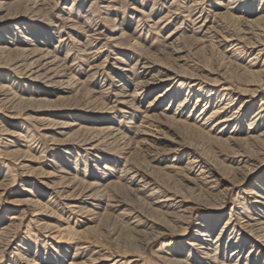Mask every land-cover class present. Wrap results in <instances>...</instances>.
I'll return each instance as SVG.
<instances>
[{"label": "rangeland", "instance_id": "obj_1", "mask_svg": "<svg viewBox=\"0 0 264 264\" xmlns=\"http://www.w3.org/2000/svg\"><path fill=\"white\" fill-rule=\"evenodd\" d=\"M40 1L44 3L42 4V6L44 5L43 11L50 18L59 14V12L61 13L59 7L62 8L63 6L70 8L74 13L75 7L79 2V0H65L58 6L57 3H55L56 0H50L48 3H45L44 0ZM196 1L199 2L198 5H194ZM196 1L117 0L116 6L119 7V10L111 12L110 14H106L99 7V5L102 4L101 0H84L80 1V3L83 2L81 5L82 10L87 8L92 2L94 3L92 6L93 11L91 12L93 15L91 14L89 22V25L92 27H96L93 26V24L97 23L98 25L100 24L102 29H108L111 26V23L109 22L111 21V17H114L118 12L117 17L126 21L129 26L126 29L127 32H134V40L138 42V47H144L146 50L150 51L151 54H157L158 56L165 54L166 57L165 55L159 57H161L165 64L169 65L173 71L176 70V73L181 75H196L210 83L219 84L218 89L223 88L224 86L226 87V85H229L230 83L235 84L237 88L239 87L238 89L240 91L230 94V98L233 101L232 110L239 107L242 99L252 96L250 98L251 107L246 113L244 120L239 126H236V128L250 130L249 128L251 126H254V124L257 125L258 123V127H264V103H260V101L264 102V71L257 74H249L247 72V70L252 69L254 65L257 69L264 70V0H242L239 4L240 9L249 11L246 14L242 11L245 19H257L255 22H250L251 25L247 24L249 22H243V20L236 21L227 16L226 18L215 17L213 14L214 12L224 10L220 5L216 4L219 0ZM222 2L225 3L227 0H222ZM11 5L22 9L28 4L27 2L19 1L14 2ZM197 6L204 7L207 15L206 26H211V35H208L206 46L196 43L199 42L197 39L204 37L202 33L196 31V26L200 24V22H196L198 19H194L197 14L196 11L200 10ZM235 13L239 14L237 12ZM24 16L25 17H23L22 20L26 23V19H32L28 14H24ZM150 20H153V22ZM29 22L30 21H28V23ZM54 24L57 26H53L49 23L47 24V20L45 19L40 23L43 28L53 32L51 33L53 38L49 44V48L51 50L55 49V53L60 57L63 56L65 52L71 53L69 54L70 57H68L66 63L70 66V73L77 79L84 80L86 74L89 73L88 69L90 64L103 61L106 55L94 59L91 57L92 53L87 54L85 51V53H83V46L78 44L75 40L84 42L88 32H78L72 36V39L68 38L59 45L57 42V35L62 34V31L57 33V30H62V27L59 22H54ZM9 26L12 28V31L15 30L11 27L12 25ZM221 35L222 37H225L222 39ZM230 37L235 39L231 43H239L240 47L237 56H229V51H224L226 48L228 49V46L230 47L229 44L225 46L227 44V41L225 40L230 39ZM102 42H104V40L100 42L101 44L97 43L96 46L94 45L95 48H90L88 52H92L94 49L101 46L103 44ZM259 43L262 45L257 47L263 48V52L258 54L260 62L252 64L254 60H252V57L257 52V48H247V45L251 46ZM112 49L113 48H109L107 50L110 57H113L114 53L117 52L119 48L116 51L113 50V54H111ZM14 54L15 52L12 51L10 58H12ZM143 57L144 54L142 51L134 49L133 54L128 58V62H131L133 66L131 74L136 81L142 79L140 66L144 61ZM73 59L75 63H72ZM179 59H181V61ZM108 60L109 59L107 58V61ZM103 69H105V67ZM105 71L108 72V74L105 75L106 79H110L111 76L115 74H112L109 70ZM182 81H184L183 84L186 83L185 80H178L176 82L177 84L180 82L182 84ZM100 82L101 81L96 80L94 82L95 86L102 85V82ZM9 83L10 85L11 83L13 84L12 90L14 92L32 99L24 100L20 102L19 105L17 104L12 107L15 110L11 108L13 112H17V120L20 123L19 127H12L9 123L6 124L7 117H3L4 119L2 120V128L13 129L15 131V135L12 136V139L18 143L17 147L21 149L22 152L24 151L27 153H24V157L28 159L26 160L19 156L20 152H17V154L15 153V155H4V152L10 148L7 147V144L4 145V135H2V132L0 131V173L6 174L8 181H10L8 194L1 203L0 209V249L4 245L7 247L4 251H1L2 249L0 250V264H28V262L29 264H69V262L74 264H105L107 263V257L118 258L119 261H117V264H168L161 256L163 255L160 249L162 239H164L163 241L165 243H168V249L178 250L184 254H187L188 252L190 253L189 246L185 240L183 241V237H189L193 232V219H189L186 224V236L175 234L167 235L162 239L154 241L151 246L145 247L137 241L129 239L123 235V231L127 226V221L121 213H128L130 214L128 219H133L140 216V213H137L138 211H143V209L149 210V206L151 205H148L150 199L145 200L148 198L147 195H144L141 192L132 191L139 185V183H141L140 180L142 178L138 177L132 181L131 184H128L124 179L119 180L117 176L123 173L125 169L130 168L129 171H131V168H134L135 166L142 172H151V174H149L150 176L143 174V179L149 180L152 179L150 177H154L153 180L156 182L155 185L158 186V191L155 194L162 195L164 192L169 193L168 191H170L180 193L181 195L183 194V196L191 195L190 197L192 199H198L200 196H196V194H198L197 191L193 189L189 190L193 187V184L189 182L190 177L194 176L197 167H194L190 171L178 169L176 167L184 165L190 156H195L200 159L203 164L206 163V160L212 161L216 170L217 167L222 169L223 165H235L236 163L231 161L233 153L228 149L231 147V144L228 143L226 145L220 140L211 138L210 135L212 133H208V131L207 133L209 136H203L201 134L198 135L199 133L192 131L191 128L185 127L186 125H183L184 128H182L183 126L170 124L168 122H164L162 125L155 122L154 127L158 128L157 130L162 138L160 140H155L156 142H151L153 144L150 143L151 145L147 146L148 149L147 147L140 146L143 149L136 148L129 152V147L123 146L122 151L117 147L108 152L99 148L98 150H100V152L95 153L92 150L87 149V147L90 146L89 144H84L79 141L80 139L82 140L88 137L92 128L103 125L101 124L102 122L90 120V116L94 115L93 113L85 114L78 112L76 110L78 108L77 105L69 115L59 116L58 114H54L48 116L50 114L49 110L45 108H49L48 106L51 104H65L64 101L59 99L58 101L56 99L49 102L47 100L38 99V97L55 99V96L46 93V89H42L38 83H31L28 80H20L15 77L14 80H10ZM250 84L260 85L259 87L262 88V91H256V93L246 91L249 87H253L250 86ZM87 87L90 88L91 86L88 84ZM179 88H181V86H179L178 89ZM244 89L245 91H243ZM158 90L160 89L148 93L139 103H135V106L140 109L145 108L148 100L152 98L154 93ZM74 92L76 93V89L70 93L68 99L69 102H75L77 100L78 94H75ZM186 92L187 90L184 87L182 97L185 96L184 93ZM207 92L208 90L205 94ZM220 94L215 98L218 104H222L228 100V96L223 95L221 97ZM36 98L38 100H36ZM179 98H181V96L174 100V107ZM169 99L170 98H167L166 100ZM195 99L196 96L188 101V106L185 110H188L187 113L190 111ZM166 100L161 103L162 106H165L168 103ZM204 103V100L199 101L200 106L196 107L193 112L199 113L200 108L202 107L201 105H204ZM25 106H31L30 108L35 109L36 111L25 110ZM7 109L8 108L4 105L0 104L1 111ZM261 109L262 111L260 114L262 115L256 119L259 121L253 122L252 124V113ZM109 112L110 111L98 115L107 117L110 115ZM113 112L114 118L105 120V122L120 129L122 133L129 136L131 138V143L135 142L137 139L134 136L135 128L131 126L139 124L138 116H136L137 113L131 110L132 116L127 118L126 116L128 115L126 114L125 116V114L120 112L117 108H115ZM35 116L48 117L47 119L52 121H43L46 123L49 122V124L52 123L49 125L51 128L48 129L45 134L44 131L41 130L42 123L35 119ZM79 117L81 118L79 125L82 127H79V125L72 126L64 134H59L58 132L61 128L53 125V121L66 123ZM248 122H250V124ZM229 128L233 129V124H230L227 127L228 131H230ZM261 128L259 129L261 130ZM259 129L252 132V134L260 131ZM211 136L214 135L212 134ZM51 139H53L54 144H50ZM66 141L69 145L61 146V144ZM247 145L249 146H245V148H243V146H232L233 150L240 149V151L247 149L252 151V149H255L251 144ZM64 147H68L69 151L65 150ZM101 152L107 153V159L97 158L98 156L103 155ZM261 158L264 160V154ZM24 163L28 164V166H21V164ZM106 167H110L111 170H106ZM254 169V173L246 178L243 187L247 188L248 186H253L256 188L257 186L255 184L259 185L260 183H263L264 162L257 167L254 166ZM59 170L63 171L59 172ZM40 172H42L41 175H44L43 172H49L54 176L59 175L60 177H47V180L46 178L39 177ZM64 172H67V174ZM102 172L104 173L102 174ZM106 178H110L112 181L110 185L104 187L102 191L104 197H102V199L100 198L101 193H96L93 189L91 192L94 193H90L94 198H91V196L89 198V195L85 194L83 191L87 183H105L104 181ZM44 181H49L48 184L51 187L47 188ZM124 183L126 184L124 185ZM118 186L121 187V189ZM25 188L31 189L34 193L38 192V195H33V197H36L42 204L40 209L42 213H38L34 216V210H37V207L35 206V209H33V206L31 207L30 205L24 204L23 201L25 198L29 197V194L23 191ZM233 190L235 189H230L227 203L218 212L221 213V215L214 217L212 220V224L215 226L212 236L215 235L223 222L228 218L229 208L235 201L234 197H236V190ZM139 197H141V199ZM79 199H84L85 201L80 202L78 201ZM112 200H120L122 202L119 209L107 205L111 204ZM99 203L102 207H97ZM137 207H140L139 210ZM199 211L202 213L201 215L208 213V209L205 207H201ZM164 221L165 220H161L165 226L169 227L174 224L176 225V222L174 221L168 220V224H165ZM250 241H253L255 246L259 248L258 243L254 241L253 238H250ZM248 249L249 246H246L242 253V260L237 264H244V257H246ZM262 252L264 253V251ZM223 253L224 252L217 254L218 259L226 264H232L233 261L231 259L229 260L227 255L223 257ZM262 256L264 257V255ZM130 259H135V262H130ZM261 260L258 264H264L261 263Z\"/></svg>", "mask_w": 264, "mask_h": 264}, {"label": "bare ground", "instance_id": "obj_2", "mask_svg": "<svg viewBox=\"0 0 264 264\" xmlns=\"http://www.w3.org/2000/svg\"><path fill=\"white\" fill-rule=\"evenodd\" d=\"M19 1L27 2L28 5L23 7L22 9L11 5L12 3ZM44 1L45 3L50 2V0ZM64 1L65 0H56L55 3H57V5L59 6V4ZM80 1L84 0H79L78 4L75 7L74 13L70 10V8L63 6L62 8L59 7L61 13L59 12V14H56L53 16V18H50L43 11L44 5L42 6V4L44 3L40 0H0V104L8 108L7 110H0V131L2 132V135H4V145L7 144V147L10 148L4 152V155H15V153L17 154V152H20L19 156L25 158L24 153H26L24 151L22 152V150L17 147L18 143H16L14 139H12V136L15 135V131L13 129L2 128V120L4 119L3 117H7L6 124L9 123V125H11L12 127H19L20 123L17 120V112H13L11 108L17 104L19 105V103L24 100L32 99L30 97H26L25 95L17 94L12 90L13 84L11 83L10 85L9 81L14 80V77L20 80H28L31 83H38V85H40L42 89H46V93L55 96V99L44 97H38V99L47 100L49 102H52V100L54 101L56 99L64 101L65 104H51L48 106L50 109L45 108L49 110L50 114L48 116L54 114H58L59 116L69 115L77 105L78 108L76 110L78 112L85 114L93 113L94 115L90 116L91 119H89L102 122L101 124L103 125L94 128H92V126V130L90 131L89 136L85 139H80L79 141L83 142L84 144H89L90 146H88L87 149L92 150L95 153L100 152V150H98L99 148H101L103 151L108 152L116 149L117 147L122 151L123 146L129 147L128 151L130 152V150L142 148L140 146L147 147L148 145L153 144L151 142L160 140L162 138L159 131L157 130L158 128L154 127L155 122L161 125L164 122L180 126L186 125L185 127L191 128L192 131L197 132L199 133L198 135L201 134L203 136H209L208 133L211 132L214 135L211 136V134V138L220 140L226 145L228 143L231 144V147L228 146V149L233 153V155L231 156V161L236 164L223 165L222 169L217 167L216 170L212 161L206 160V163L204 162L205 164H203L202 161L195 156H190L185 164L181 167H176V164L174 163V166L176 168L184 169L186 171H190L194 167H197V171L195 172L194 176L190 177L189 182L193 184V187H191L189 190L193 189L197 191L198 194H196V196H200V198L198 199H192L190 197L191 195L183 196V194L181 195L180 193L170 191H168L169 193L164 192V194L162 195L155 194L158 191V186L155 185L156 182H154L153 180L154 177H150L152 179L149 180L143 179V174L150 176L149 174H151V172H142L135 166L134 168H131V171H129L130 168L125 169L123 173L117 176L119 180L124 179L128 184H131L132 181H134L138 177L142 178L140 180L141 183H139V185L132 191L141 192L144 195H147V199H145L144 197L142 198H144L145 200L150 199L148 201V205H151L149 206V210L143 209V211H138L137 213H140V216H137L133 219H128V216L130 214L125 212L121 213L124 219L127 221V226L123 231V235L129 239L137 241L139 244L144 245L145 247L151 246L154 241L162 239L167 235L175 234L186 236V224L189 219H193V232L189 235V237H183V241L185 240V242L189 246L190 253L188 252L187 254H184L178 250L168 249V243H165L163 241L164 239H162L160 249L163 255L161 256L166 261V263L226 264L225 262L220 261L217 256L218 253L224 252L222 255L223 257L227 255V258L233 261L232 264H237L241 262L242 253L244 252L246 246H249V249L247 250L246 257H244V264H258L261 259V263H264V257L262 256L264 255V253L262 252L264 251V181L259 185L255 184L257 186L256 188H254L253 186H248L247 188L243 187L246 182V178L254 173V166L257 167L264 162V160H262L261 158V156L264 154V127H258V123L257 125L254 124L255 127L251 126L249 128L250 130H242L241 128H236V126H239V124L244 120L246 113L250 109V98L252 96H248V98L242 99L239 107H237V109L235 110H232L231 108H233V101L230 98V94L240 91L238 89L239 87L237 88L235 84L230 83L229 85H226V87L224 86L223 88L218 89L219 84L210 83L196 75H181L176 73V70L173 71L172 68L169 65H166L164 60H162L161 57L165 54H162V56L159 55L161 56L159 57L157 54H151V52L146 50L144 47H138V42L134 40V32H127L126 29L129 26L127 25L126 21H123L120 19V17H117L118 12L116 15H114V17H111V21H109L111 23V26L108 29H102L100 27V24L98 25L97 23L93 24V26L96 27H92L89 25V22L91 19V12L93 11L92 6L94 5V3L92 2L87 8L82 10L81 5L83 2L80 3ZM241 1L242 0H227V2L224 3L222 2V0H219L218 2H216V4L220 5L224 10L214 12V16L217 18H226L227 16L236 21L243 20V22H249L247 24L251 25L250 22H255L257 19H245L242 12L244 10L239 8V4L241 3ZM101 2L102 4H100L99 7L106 14H110L111 12H116L117 10H119V7L116 6L117 0H101ZM198 4L199 2L197 1L194 3V5ZM197 8H200V10L196 11L197 14L194 19H198L196 22H200V24L196 26V31L198 33H202L204 37L197 39L199 42L196 43H199L202 46H206V43L208 42V35H211V26H206L207 15L204 7L197 6ZM235 12L239 14H236ZM244 12L246 14L249 11L246 10ZM24 14H28L30 15V17H32V19L30 20L26 19L27 23L22 20L23 17H25ZM44 19L47 20V24L49 23L53 26H57L54 24V22H59L61 24L62 30H57V33L62 31L63 34L57 35V42L59 43V45L68 38L72 39V36L78 32H88L86 34V39L84 40V42L75 40L78 44H81L83 46V53H92L91 57L94 59H97L102 55H106L103 61L90 64L88 69L89 73L86 74L84 80H79L70 73V66L66 63L68 57H70L69 54L71 53L65 52V54L60 57L55 53V49L51 50L49 48V44L53 38L51 33L53 32L48 31L40 25V23H42ZM28 21L30 22L28 23ZM150 21L153 22V20ZM9 25H12L11 27H13V29H15L14 31L17 33L12 31V28H10ZM102 40H104V42H102L103 44L101 46L97 47L92 52H88L90 48L94 47V45L96 46V44L100 43ZM234 40L235 39L231 37L230 39L225 40L227 41V44L225 46H227L228 44L230 45V47L228 46V49L226 48L224 50L229 51V56L238 55L240 46L238 42L231 43ZM260 45L262 44L259 43L251 46L247 45V48H257V52L252 57V60L254 59L252 64H257L260 62L258 54L263 52L262 47H257ZM109 48H113L112 51L110 50L112 52L111 54H113V50L116 51L118 48L119 49L114 53L113 57H110L107 51ZM134 49L142 51L144 54V61L140 66V73L142 78L140 81H136L134 76H132L131 69L133 66L131 62H128V58L131 54H133ZM12 51L15 52V54L12 58H10V54ZM107 58L109 59L108 61ZM181 59L184 60L183 58ZM181 59L179 60L181 61ZM72 61V63H75L74 59ZM104 67L105 69H103ZM105 70H109L112 74H115H113L110 79H106L105 75H107L108 72H106ZM263 71V69H257L255 65L254 67H252V69L247 70L249 74H257ZM96 80L101 81L102 85H96V87L94 83ZM178 80H185L186 83L183 84L184 81H182V84L181 82L177 84L176 81ZM88 84L91 86L90 88L87 87ZM179 86H181L182 89H178ZM250 86L253 87H249L246 91H250L251 93L262 91V88L259 87L260 85L258 84H250ZM184 87L186 88L187 92L184 93L185 96L182 97ZM74 89H76L78 98L76 97L77 100L75 102H69L68 99L70 97V93L73 92ZM156 89L160 90L155 92L152 98L148 100L145 108L140 109L135 106V103H139L143 97ZM207 90L208 92L205 94ZM243 91H245V89ZM219 94L221 95V97L223 95L228 96V100L222 104H218L215 98L218 97ZM180 96L181 98L177 100V103L174 107V100H176ZM194 96H196L195 102L192 105L190 111L187 113L188 110H185L188 106V101ZM167 98L170 99L166 100ZM38 99L36 98V100ZM164 100H166L168 103L165 106H162L161 103ZM203 100L205 101V103L204 105H201L202 107L200 108V112H193L196 107L200 106L199 101ZM260 103L264 102L260 101ZM30 107L25 106L24 109L36 111L35 109H32ZM115 108L119 109V111L125 114V116L127 114V118L132 116L131 110L137 113L136 116H138L139 124L131 126L135 128L134 136L135 138H137L135 142L132 141L133 143H131V138L129 136L122 133L120 129L105 122V120L114 118L113 111ZM108 111H110V115L107 117L98 115L107 113ZM261 111L262 109L258 111L256 110L252 113V124L253 122L257 121V117L259 118V116L262 115L260 114ZM80 117L72 119V121L66 123L53 121V125H55V127L61 128V130L58 132L59 134H64L72 126L79 125V121L81 119ZM47 118L48 117L35 116V119L39 120L42 123L41 130L44 131V134L46 131H48V129L51 128L49 125L52 124H49L51 120ZM43 121L49 122L46 123ZM250 122L248 123L250 124ZM230 124H233L234 128H229L230 131H228L227 127ZM79 127L82 126L79 125ZM182 128H184V126ZM259 128H261V130ZM258 129L260 131L252 134V132L257 131ZM50 144H54L53 139H51ZM247 144H251L255 149L253 150L251 148L252 151L249 149L243 151H240V149L233 150V146H243V148H245V146H249ZM66 145H69L67 141L61 144V146ZM64 148L65 150L69 151L68 147ZM106 152H101L103 155L98 156L97 158L107 159ZM25 159L27 160L28 158ZM21 166H28V164L24 163L21 164ZM105 169L108 171L111 170L110 167H106ZM62 171L59 170V172ZM43 173L44 175H41L42 172H40V176H38L46 179L47 177L51 178L54 176L49 172ZM64 173L67 174V172ZM103 173L104 172H102V174ZM111 174L114 175L113 173ZM54 177L58 178L60 176L58 175ZM119 180L117 181L120 182ZM111 181L112 180L110 178H106L104 181L105 183L101 184L98 182H89L84 187L85 189L83 188V191L85 192V194H88L89 196H87L90 198L92 193L91 190L93 189L94 192L99 194L101 193L100 198L102 199V197H104V193H102V191L106 185L111 184ZM9 182L10 181H8L6 174L0 173V209L1 203L4 201L8 194V189L10 188ZM48 182L49 181H44V183L46 184L45 186L47 188H50L51 186L48 184ZM126 183H124V185ZM119 188L121 189V187ZM231 188H234L236 190V197H234L235 201L229 208L228 218L223 222L215 235L212 236V232L215 229V226L212 224V220L214 217L221 215V213L218 212L227 203ZM23 191L29 194V197H26L25 200L23 199L24 204L30 205L31 207L33 206V209H35V206L37 207V210H34L35 213L33 215L35 216L38 213H42L40 211L42 204L36 197H33V195H38V192L34 193L31 189L27 188H25ZM92 197L93 195L91 196V198ZM139 198L141 199V197ZM84 199H79L78 201H85ZM107 205H111L114 208L119 209L122 205V202L120 200H112L111 204ZM100 206L101 204L99 203L97 207ZM200 206L207 208L208 213L205 215H201L202 213H200L199 211V209L201 208ZM161 220H165V224H168V220H171L176 222V225L174 224L172 226H169V228L168 226H165L161 222ZM250 238H253V240L258 243L259 248L255 246V243L253 241H250ZM1 249V251H4L7 249V247L4 245ZM106 261L107 263L105 264H117V261H119V259L107 257ZM133 261L135 262V259H130V262ZM69 264L74 263L69 262Z\"/></svg>", "mask_w": 264, "mask_h": 264}]
</instances>
